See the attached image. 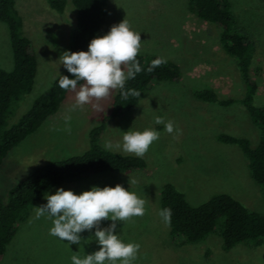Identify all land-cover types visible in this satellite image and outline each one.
Listing matches in <instances>:
<instances>
[{
  "label": "rangeland",
  "instance_id": "1",
  "mask_svg": "<svg viewBox=\"0 0 264 264\" xmlns=\"http://www.w3.org/2000/svg\"><path fill=\"white\" fill-rule=\"evenodd\" d=\"M230 1L240 22L257 35L264 46V0ZM185 2L187 0H108L105 24L94 35H103L113 24L126 19L140 32L139 52L153 53L179 65L177 81L156 82L135 106L108 121L99 139L104 148L105 142L110 141L113 148L109 150L123 153L115 145L122 142L125 131L155 128L159 139L143 156L147 168L136 170L138 174L104 171L78 181L63 182L47 192L54 193L57 187H64L79 193L93 185L103 187L117 183L136 192L145 200L144 215L116 222V231L122 239L140 244L133 264H264V243L254 248L239 244L225 252L218 247L220 237L209 235L204 244L176 246L170 243L169 227L159 215L160 190L165 182L173 183L192 205L224 192L264 215V201L249 176L242 152L235 145L215 139V134L222 131L246 137L254 146L259 137L258 128L239 102L218 106L199 101L191 94L195 88L210 85L218 89L222 97L238 98L244 87L232 60L221 50L212 25L189 12ZM15 6L22 14L24 34L32 40L38 60L33 87L16 107L14 115L18 117L42 89L64 73L61 57L69 50L76 18L70 0H66L62 14L50 9L46 0H15ZM0 67L6 70L12 67L8 31L1 21ZM256 67L259 69L254 71L252 68ZM252 68L258 83L253 103L264 105L263 53ZM79 87L80 84L77 91ZM116 90L102 99L92 98L82 106L75 103L76 92L69 90L58 110L3 159L1 198L6 200L9 189L37 167L87 149L88 130L109 113ZM156 115L173 122V133L166 132L163 124L154 123ZM44 203L43 195L31 205L29 216L15 230L0 264H71L72 255L83 256L99 248L94 230L82 232L79 245L49 235L52 221L44 217L35 219V206ZM110 223L103 220L101 227ZM206 249L211 251L208 256L204 255Z\"/></svg>",
  "mask_w": 264,
  "mask_h": 264
},
{
  "label": "trees",
  "instance_id": "2",
  "mask_svg": "<svg viewBox=\"0 0 264 264\" xmlns=\"http://www.w3.org/2000/svg\"><path fill=\"white\" fill-rule=\"evenodd\" d=\"M70 1L75 8L76 21L70 33L69 50H87L89 40L105 24L108 0ZM46 2L53 11L63 13L66 0ZM185 6L200 21L212 25L221 50L232 60L233 68L244 87L243 94L238 98L222 97V93L210 85L195 88L191 94L199 101L218 106H228L234 102L243 105L259 130L256 145L252 146L246 137L222 131L215 134V139L240 149L249 176L258 186L264 201V105L253 103L258 83L252 71L259 69L252 68V65L261 53L264 54V46L259 37L240 22L230 0H187ZM21 15L15 0H0V21L7 27L12 52L11 69L0 67V165L15 145L35 132L49 115L58 110L69 91L58 86L61 75L57 76L15 117L16 107L31 91L38 69L34 44L24 34ZM156 58L162 57L147 52H138L136 57L142 69H146ZM163 60L165 62L152 72L142 70L134 79L127 80L124 86L127 96L122 95L120 89L115 91L109 113L88 130L87 149L37 167L9 189L6 200L0 196V260L15 230L29 216L31 205L52 187L104 171L138 174L136 170L147 168L143 157L106 149L99 139L108 121L135 106L141 95L152 89L156 82L178 80L179 65L171 60ZM62 75L72 77L66 69ZM133 92L138 95H132ZM159 207L160 210L165 207L171 209L167 225L170 243L176 246L197 242L204 244L209 235L220 237L218 247L225 252L239 244L254 248L264 243V215L248 208L228 193H215L206 201L192 205L173 183L165 182L160 190ZM210 254L211 251L206 249L204 255Z\"/></svg>",
  "mask_w": 264,
  "mask_h": 264
},
{
  "label": "clouds",
  "instance_id": "3",
  "mask_svg": "<svg viewBox=\"0 0 264 264\" xmlns=\"http://www.w3.org/2000/svg\"><path fill=\"white\" fill-rule=\"evenodd\" d=\"M140 46V32H136L129 21L123 19L113 24L105 34L94 36L87 50L63 52L60 64L72 77L61 74L58 86L76 92L77 106L89 103L92 98L99 100L107 97L116 89L127 96L128 93L124 91L127 80L134 79L142 70L152 72L165 62L162 58H156L146 69H142L136 59ZM78 83L80 87L77 91ZM132 95L138 93L133 92ZM154 123L163 124L168 133L174 131L173 122H166L160 115L154 117ZM158 139L159 132L155 128L133 129L125 131L122 142L115 147L123 153L143 157L150 145ZM105 148L112 149L113 144L106 141ZM44 197L46 203L35 206V219L44 217L52 221L49 235L79 245L80 234L94 230L93 235L99 248L83 256L72 255L71 264H133L140 244L122 239L120 232L116 231V222L144 215L145 200L136 192L117 183L115 186L93 185L79 193L57 187L54 193L45 192ZM159 215L167 223L171 209L162 208ZM103 220H110L111 223L101 227Z\"/></svg>",
  "mask_w": 264,
  "mask_h": 264
}]
</instances>
